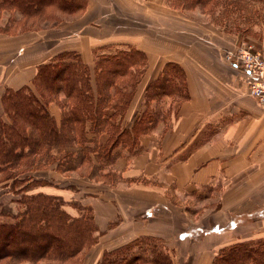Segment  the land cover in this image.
<instances>
[{"label": "crops", "instance_id": "0c3cea01", "mask_svg": "<svg viewBox=\"0 0 264 264\" xmlns=\"http://www.w3.org/2000/svg\"><path fill=\"white\" fill-rule=\"evenodd\" d=\"M173 1L87 0L80 15L56 26L0 31L1 112L6 89L29 86L37 66L64 51H75L89 67L95 52L142 51L145 66L128 114L144 105L148 84L166 64L183 71L187 98L171 104L174 97L163 95L172 105L169 115L151 122L133 149L113 150L102 173L110 171L114 181L85 178L98 187L84 192L98 232L81 264H96L105 251L139 237L163 241L172 264H211L223 247L264 238V105L248 95L243 72L224 58L235 37L190 19V10ZM63 22L69 31L59 34ZM92 22L101 36L88 31ZM47 30L54 31L45 37ZM48 109L58 122L59 107Z\"/></svg>", "mask_w": 264, "mask_h": 264}, {"label": "trees", "instance_id": "16d2710c", "mask_svg": "<svg viewBox=\"0 0 264 264\" xmlns=\"http://www.w3.org/2000/svg\"><path fill=\"white\" fill-rule=\"evenodd\" d=\"M250 1L264 4V0ZM243 3L174 0L173 5L185 10L200 5L212 17L219 4L227 15L229 10L233 14L244 11ZM86 4L87 0H0V18L9 15L0 31L56 26L80 15ZM15 13L19 17L11 18ZM239 16L243 21L230 23L229 31L244 30L241 25H246L248 18ZM144 66V53L132 47L96 54L92 67L75 51H64L38 65L29 86L4 91L0 185L16 196L12 200L16 210L0 213V264H81L80 256L97 242L91 208L74 204L81 212L70 214L62 196L40 189L51 181L35 174L43 170L75 172L111 184L114 174H102L96 161H112L113 150L119 145L133 149L146 130L137 119L130 127L122 122ZM162 95L172 96L176 102L187 98L183 71L177 64H166L163 74L146 88L147 101ZM50 103L60 109L58 122L49 112ZM140 240L159 242L152 237L136 238L105 251L96 264H172L162 245L152 246L155 250L149 260L130 254L129 247ZM211 264H264V241H239L223 247Z\"/></svg>", "mask_w": 264, "mask_h": 264}, {"label": "rangeland", "instance_id": "374dc122", "mask_svg": "<svg viewBox=\"0 0 264 264\" xmlns=\"http://www.w3.org/2000/svg\"><path fill=\"white\" fill-rule=\"evenodd\" d=\"M173 2H171L172 6H173ZM243 2H244L243 5L245 7V10L242 12H237L235 14L231 13L230 12L231 10L227 9L229 11L227 15H225V10L222 9L219 6L220 5L219 4L214 10L212 17L209 14H207L206 12L207 10H202L199 7L200 5H197L194 8L195 10L191 9L190 12L188 13V16L190 19H195L206 25H209L212 23L214 26H216L217 31H224V32L231 34L233 37H235L236 44L231 50H236L237 46L241 45V43L248 42V43L253 44L254 47L258 49L264 55V4L261 2L250 1V0H243ZM117 6L118 8H120L118 4ZM199 11L202 14H200ZM239 15H242V16L245 15L248 18L246 25H244L243 23L241 25L242 26L241 28H243L244 30L241 29L240 33L235 32V30L229 31L227 26H230V23H232L233 21L235 22L243 21V18H241ZM8 17L9 15L8 13H6L2 18H0V20L4 21ZM18 17H19V14L17 13L11 14V18H18ZM90 25H92V28H89L88 31L90 32L93 31L95 33V36L99 37V35L101 36V34H103L101 29L98 30L94 28V26L97 27L95 22H92V24L90 23ZM157 28L158 26H156V31L158 30ZM55 30H57V33L59 34L61 33L65 34L66 32L69 31L68 22H63L62 24L58 26V29H55ZM51 31H54V30L44 31L43 34L46 33L45 35L46 37ZM72 31L75 32V30H72ZM194 32L197 34L198 30L194 29ZM58 48H61V47H58ZM115 50H116L115 48L114 49L110 48L109 50H106V51L107 53H111V52L113 53ZM227 51L228 50H225L224 52V58H225V54ZM95 53H97L98 55V52H95ZM144 99L146 101L144 105L140 102L139 107L133 111L134 113L132 112L133 114H131V112H129L128 114L126 110L122 118V122L124 126H127V127H130L136 119H137V122L141 123L144 126H147L146 130L143 133H145L151 127V125L153 124V123L151 124V122H156L162 117L166 118L169 115L171 111V107H172V105L166 106V104L163 102V95L156 97V98H152L147 101L146 94H145ZM173 101H175V98L174 100L171 99L168 102H171L172 104ZM143 112H145V114L142 117L141 115L143 114ZM1 113L2 112L0 111V115ZM130 114H131V118L128 119V116H130ZM119 146H122V145H119ZM122 147H126L130 149V147H127V146H122ZM110 162L103 163V161L101 160L96 161V164L101 168V173L103 171L110 169V165H109ZM70 174H73V175H70ZM35 176L46 179L47 181L49 180L51 181L50 186L42 187L40 189L46 192H50V193H54V194H58L62 196L63 199L66 201V203L64 204V208L66 210H69L70 213L73 215H76L81 212V211H78L77 208H75L74 204L80 205V206L83 205L85 207L87 206L90 207V205L87 203L89 198L85 196L84 192L88 191L90 193H93L98 190V187L96 184H91V185L88 184L87 179L78 176L75 172H71L68 174H61L54 170H43V171L37 172ZM15 198H16L15 195H12L10 192H7L4 186L0 185V213H14L16 210V205L15 203H13L12 200H14ZM262 241H264V238L262 239ZM155 242L154 241L149 242L145 240L137 241L129 247L130 254L131 253L138 254L140 256L145 257V259L149 260L152 256V252H154L155 250V248H153L152 246L162 245L164 247H167L165 243L161 240H159V242H156V243ZM84 254L85 252H83L80 258H82Z\"/></svg>", "mask_w": 264, "mask_h": 264}, {"label": "built area", "instance_id": "2783aa9c", "mask_svg": "<svg viewBox=\"0 0 264 264\" xmlns=\"http://www.w3.org/2000/svg\"><path fill=\"white\" fill-rule=\"evenodd\" d=\"M225 59L243 72L248 95L264 105V55L253 44L243 42L236 50L227 51Z\"/></svg>", "mask_w": 264, "mask_h": 264}]
</instances>
